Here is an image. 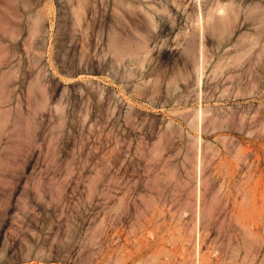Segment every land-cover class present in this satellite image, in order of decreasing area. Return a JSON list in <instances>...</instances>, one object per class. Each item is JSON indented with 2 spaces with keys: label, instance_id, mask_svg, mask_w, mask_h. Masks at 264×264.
Here are the masks:
<instances>
[{
  "label": "rangeland",
  "instance_id": "1",
  "mask_svg": "<svg viewBox=\"0 0 264 264\" xmlns=\"http://www.w3.org/2000/svg\"><path fill=\"white\" fill-rule=\"evenodd\" d=\"M2 84L0 264H264V0H0Z\"/></svg>",
  "mask_w": 264,
  "mask_h": 264
},
{
  "label": "bare ground",
  "instance_id": "2",
  "mask_svg": "<svg viewBox=\"0 0 264 264\" xmlns=\"http://www.w3.org/2000/svg\"><path fill=\"white\" fill-rule=\"evenodd\" d=\"M78 1V0H77ZM73 5V4H72ZM220 12V11H219ZM48 14V13H47ZM200 14V13H199ZM37 19L39 18V17H36ZM200 18V17H199ZM201 19V18H200ZM201 23V22H200ZM36 27H37V22L36 21H34V23H33V26H32V28H31V32L32 31H36ZM23 30V29H22ZM201 33V32H200ZM52 37V36H51ZM200 38H201V36H200ZM53 41V40H52ZM50 46V45H49ZM53 48V47H52ZM51 51V50H50ZM47 56V55H46ZM201 62V61H200ZM201 64V63H200ZM201 73V72H200ZM20 79L18 78V80L16 81V83H15V87H16V89L18 88V86H19V84H20ZM3 88H4V86H3V84H2V86H0V91H2L3 90ZM0 104H1V101H0ZM199 113H200V110H199ZM7 116H8V114L7 113H4V112H0V120L4 123V121L6 120V118H7ZM199 116H200V114H199ZM1 123V122H0ZM3 123H1V124H3ZM198 141H199V139H198Z\"/></svg>",
  "mask_w": 264,
  "mask_h": 264
}]
</instances>
